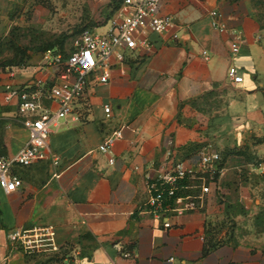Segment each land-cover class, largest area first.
<instances>
[{"label": "crops", "instance_id": "obj_1", "mask_svg": "<svg viewBox=\"0 0 264 264\" xmlns=\"http://www.w3.org/2000/svg\"><path fill=\"white\" fill-rule=\"evenodd\" d=\"M24 4L0 0V37ZM212 10L225 30L213 26ZM128 11L119 7L94 29L106 31L110 19ZM161 13L177 22L179 38L151 32L152 52L128 53L107 82L88 86L84 118L74 112L52 128L48 150L57 163L47 158L18 166L22 186L10 193L0 187L4 228L52 224L59 246L5 251V264H35L29 256L41 264H168L170 257L169 264H264V28L253 0H164ZM235 32L237 52L231 50ZM230 65L241 82L227 77ZM37 74L38 65L0 66V155L16 153L28 138L3 86ZM117 128L122 137L101 151ZM202 151L222 160L203 173L209 191H201L200 178L189 180L192 208L166 226L167 218L145 209L148 183L167 158L198 167Z\"/></svg>", "mask_w": 264, "mask_h": 264}, {"label": "built area", "instance_id": "obj_2", "mask_svg": "<svg viewBox=\"0 0 264 264\" xmlns=\"http://www.w3.org/2000/svg\"><path fill=\"white\" fill-rule=\"evenodd\" d=\"M164 0H123L129 9L126 16L110 19L109 28L98 32L94 28L85 29L73 43L69 52L48 49L38 65V74L24 83L8 82L3 86L2 94L7 103L15 102L16 111L28 131L24 145L12 155H0V187L10 193L23 184L17 174L18 166L26 167L33 163L52 158L57 159L48 150V139L52 128L68 115L76 112V118L85 117L88 110L87 88L90 84L105 83L109 80L112 68L121 63L128 53L141 48L147 52L154 50L150 39L151 32L171 33V39L179 38L177 22L171 15L162 14ZM213 26L225 30L217 10L211 11ZM241 37L235 32L231 40V50H240ZM206 56L207 51L203 50ZM13 76V72L10 73ZM227 77L235 83L243 76L235 65H230ZM81 108V110H80ZM106 116L111 114V105H105ZM122 137V128L114 130L100 145L103 152L110 151L115 140ZM172 142V141H169ZM169 155L171 151L169 150ZM198 167L187 166L182 159L167 158L158 169L157 176L148 183L149 197L145 209L156 217H165L166 226H170V217L192 208L188 192V181L200 178L201 191H209L207 178L203 173L216 168L220 155L218 152H201ZM112 163L114 159L111 157ZM202 173V174H199ZM9 252L21 250L25 254L57 251L55 227L52 224L14 228L8 231ZM126 257L132 252L125 251ZM174 260L168 258V264ZM91 264H107L92 260Z\"/></svg>", "mask_w": 264, "mask_h": 264}, {"label": "rangeland", "instance_id": "obj_3", "mask_svg": "<svg viewBox=\"0 0 264 264\" xmlns=\"http://www.w3.org/2000/svg\"><path fill=\"white\" fill-rule=\"evenodd\" d=\"M253 5L264 28V0H253ZM121 6H125L123 0H25L11 13L8 34L0 37V66L10 62L21 68L39 65L50 47L67 53L85 29L103 25ZM9 247L8 230L0 223V264H5L1 253H8ZM28 258L42 263L38 256Z\"/></svg>", "mask_w": 264, "mask_h": 264}, {"label": "trees", "instance_id": "obj_4", "mask_svg": "<svg viewBox=\"0 0 264 264\" xmlns=\"http://www.w3.org/2000/svg\"><path fill=\"white\" fill-rule=\"evenodd\" d=\"M48 49H55V48H53V47H50V48H47L46 50H48ZM46 50H44V52L46 51ZM56 50V49H55ZM58 51V50H57ZM59 51H62V50H59ZM63 52V51H62ZM13 63L12 62H10V63H5L4 65L6 66V65H12Z\"/></svg>", "mask_w": 264, "mask_h": 264}]
</instances>
